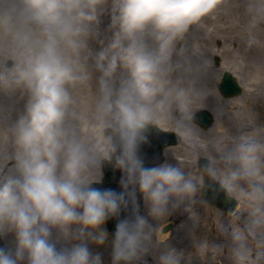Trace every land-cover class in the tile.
Segmentation results:
<instances>
[{"label": "clouds", "instance_id": "clouds-1", "mask_svg": "<svg viewBox=\"0 0 264 264\" xmlns=\"http://www.w3.org/2000/svg\"><path fill=\"white\" fill-rule=\"evenodd\" d=\"M220 3L0 0L3 56L13 60H0V92L24 98L0 144V264H103L89 244L109 239L105 222L123 209L130 215L116 221L112 264H134L153 249L158 264H182L164 225L176 207L191 206L205 174L249 205L243 224L239 207L218 224L234 264H264V131L216 140L219 155L196 172L183 163L204 145L195 114L207 95L199 83L207 61L186 37ZM246 9L264 19V0H247ZM82 88L92 90L87 116ZM150 125L174 128L190 155L146 166L139 149ZM105 160L122 171L119 190L93 184Z\"/></svg>", "mask_w": 264, "mask_h": 264}, {"label": "rangeland", "instance_id": "rangeland-1", "mask_svg": "<svg viewBox=\"0 0 264 264\" xmlns=\"http://www.w3.org/2000/svg\"><path fill=\"white\" fill-rule=\"evenodd\" d=\"M246 4L247 0H221L219 7L193 25L187 34L186 43L190 51L200 61H207L199 80V83L207 89V95L199 108H209L215 115V122L210 128H202L196 124L204 145L197 147L195 161L187 158L183 160L185 170L188 172L199 170L197 160L200 156L210 158L219 155L215 147L216 140L227 139L241 132H251L256 129L264 131V19H254L247 11ZM108 22L109 17L104 15L101 27L103 28ZM2 34L3 31H0V36ZM250 40L252 43H249ZM5 43L0 41V60L4 63L8 59L12 60L10 56L6 59L3 56ZM216 56L221 58L220 66L215 64ZM224 70H231L237 76L244 87L241 95L224 97L220 93L218 84ZM76 95L80 101V108L87 116L92 90L82 88L76 92ZM23 102V94L19 91L14 96L0 92V144L3 143L5 126L14 119L16 111L22 107ZM189 155L183 140L180 144L166 149V160L172 163H179ZM2 162L0 157V163ZM11 163L13 161H7L5 167ZM241 184L244 185L246 182L241 181ZM235 196L239 200L240 208L239 220L235 222L243 224L248 215L249 205L239 196ZM187 203L185 201L176 207L166 221V223L174 222V227L169 230L168 240L172 246L183 250L182 264H217L218 257L224 264H234L230 241L218 229V224L221 222L229 224L232 221L229 212L208 204L203 199L201 191L196 194L190 207H185ZM147 211L145 206L143 214L147 215ZM184 215L186 217H183ZM149 220L157 223L152 217H149ZM104 226L107 228L106 223ZM110 239L109 233V239L105 243L89 244L93 251L102 254L103 264H112ZM10 240L11 234L5 242ZM200 242L204 243L198 248ZM158 251V249L150 250L142 259L147 264H158ZM134 264L140 263L137 261Z\"/></svg>", "mask_w": 264, "mask_h": 264}, {"label": "water", "instance_id": "water-1", "mask_svg": "<svg viewBox=\"0 0 264 264\" xmlns=\"http://www.w3.org/2000/svg\"><path fill=\"white\" fill-rule=\"evenodd\" d=\"M231 79H232V78H231L229 75H227V82H226V86H225V87L230 88L231 91H230V90H226L225 92H228L229 94H234V92L237 91V90H239L240 87L237 88V87L232 83ZM235 88H236V89H235ZM207 121H208V120H207ZM208 123H210V122H208ZM148 133H150V131H148ZM110 166L113 167L112 164H111Z\"/></svg>", "mask_w": 264, "mask_h": 264}, {"label": "bare ground", "instance_id": "bare-ground-1", "mask_svg": "<svg viewBox=\"0 0 264 264\" xmlns=\"http://www.w3.org/2000/svg\"><path fill=\"white\" fill-rule=\"evenodd\" d=\"M0 41H3V42H7V35L6 34H2L1 36H0ZM184 210L185 211H187V209L184 207ZM188 212V211H187ZM218 258H220V257H218ZM221 259V258H220ZM222 260V259H221ZM223 261V260H222ZM139 263L140 264H144L145 263V261L143 260V259H141L140 261H139Z\"/></svg>", "mask_w": 264, "mask_h": 264}]
</instances>
